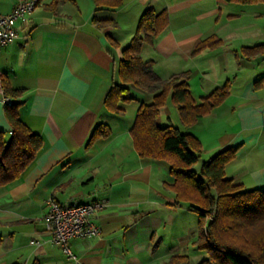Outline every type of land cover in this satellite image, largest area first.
Here are the masks:
<instances>
[{"label":"crops","instance_id":"0c3cea01","mask_svg":"<svg viewBox=\"0 0 264 264\" xmlns=\"http://www.w3.org/2000/svg\"><path fill=\"white\" fill-rule=\"evenodd\" d=\"M26 0H0V15ZM17 38L0 48V81L23 90L6 98L0 93V132L10 135L4 115L7 99L20 102V120L42 139L32 165L0 187V264H165L185 255L195 264L206 258L197 251L198 216L178 204L166 185L173 179L163 161L134 149L130 129L141 102L153 93L130 91L133 101L104 106L117 83L121 49L131 42L146 9L161 14L162 31L141 59L166 80L186 73L196 103L229 83L223 102L181 132L199 144L194 170L217 153L237 148L225 176L245 190L264 189V52L244 56L243 47L264 44V4L240 5L226 0H121L118 7L94 0H39ZM112 20L116 26L93 22ZM218 40L214 48L192 55L200 42ZM116 43L117 46H114ZM169 99L158 123L170 120ZM175 109V108H174ZM176 110V109H175ZM98 123L107 138L85 145ZM92 200L103 206L92 217L95 237L71 239L73 257L53 245L44 231L47 203ZM195 214L192 224L186 216ZM194 256V260H191Z\"/></svg>","mask_w":264,"mask_h":264},{"label":"trees","instance_id":"16d2710c","mask_svg":"<svg viewBox=\"0 0 264 264\" xmlns=\"http://www.w3.org/2000/svg\"><path fill=\"white\" fill-rule=\"evenodd\" d=\"M97 6L118 7L121 0H94ZM240 5L264 4V0H226ZM93 22L100 26H116L112 20ZM165 21L151 8L140 17L135 34L121 49L117 83L106 95L104 106L111 113L121 114L118 104L133 101L130 91L153 93L148 103L141 102L129 134L134 149L142 157L163 161L173 179L166 185L175 193L178 204H186L198 216V234L194 241L197 251L206 258L195 264H264V189L245 190L232 184L225 176V167L235 158L237 148H227L201 166H194L199 159V144L189 133L181 132L169 121L160 125V111L166 102L174 106L185 128L219 106L229 93V83L214 89L199 103L190 95L186 73L162 80L152 69V62H144L140 51L144 44L151 45L162 31ZM117 46L116 43H113ZM218 40H208L195 45L192 55L206 48L218 46ZM244 56L264 52V44L243 47ZM1 82V81H0ZM6 98L21 96L23 90L12 89L1 82ZM20 102H7L4 115L10 125V135L0 132V187L18 179L34 162L42 148V139L19 118ZM109 127L98 123L92 130L85 149L97 139L107 138ZM36 264V263H35ZM165 264H192L188 256H171Z\"/></svg>","mask_w":264,"mask_h":264},{"label":"built area","instance_id":"2783aa9c","mask_svg":"<svg viewBox=\"0 0 264 264\" xmlns=\"http://www.w3.org/2000/svg\"><path fill=\"white\" fill-rule=\"evenodd\" d=\"M40 6L42 3L39 0H26L16 4L10 13L0 15V48L17 38V22L25 21ZM0 93L3 94L1 82ZM6 101L9 102V99ZM103 204V201L92 200L60 205L50 199L44 216V231L49 241L58 246L63 253L73 257L68 247L69 240L90 238L99 234V229L92 221V217Z\"/></svg>","mask_w":264,"mask_h":264},{"label":"rangeland","instance_id":"374dc122","mask_svg":"<svg viewBox=\"0 0 264 264\" xmlns=\"http://www.w3.org/2000/svg\"><path fill=\"white\" fill-rule=\"evenodd\" d=\"M173 108L172 111L170 112V120L172 122V124H174L175 126H177L178 128H181V123L179 121V115L178 112L174 109V106L172 105ZM194 217L196 218L197 216H195V214H189L186 216V221L187 223L189 222L190 224H192V222L194 221ZM191 260H194V256L191 257Z\"/></svg>","mask_w":264,"mask_h":264}]
</instances>
